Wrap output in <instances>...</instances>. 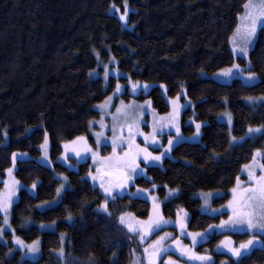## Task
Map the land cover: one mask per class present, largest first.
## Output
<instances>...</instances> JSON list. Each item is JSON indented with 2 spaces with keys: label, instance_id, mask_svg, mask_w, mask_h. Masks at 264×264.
I'll list each match as a JSON object with an SVG mask.
<instances>
[{
  "label": "trees",
  "instance_id": "obj_1",
  "mask_svg": "<svg viewBox=\"0 0 264 264\" xmlns=\"http://www.w3.org/2000/svg\"><path fill=\"white\" fill-rule=\"evenodd\" d=\"M247 2L0 0V171L10 168L16 152L31 156L18 161L16 177L25 186L37 183L36 194L20 191L11 223L26 242L42 240L41 257L31 261L18 250L10 253L12 244L0 239V264H132L142 253L137 236L119 217L131 212L146 218L150 203L125 195L109 202V214L100 212L104 197L85 178L89 163L74 170L59 162L63 143L86 135L90 122L99 118L95 105L107 98L114 80L107 88L91 72L102 70L112 57L129 79L156 84L149 97L161 113L168 112L169 105L158 85H165L171 97L185 89L195 105V120L204 124L200 142L175 146L164 168L147 167L146 177L137 178L133 189L153 191L163 201L165 218H175L181 208L188 211L190 230L202 231L220 221V216L202 212L198 195L224 192L210 205L222 206L255 152L264 154V102L248 103L264 97V25L249 53L259 82L219 83L202 72L214 74L235 63L230 40ZM126 4L131 8L129 28L111 13L114 6L123 9ZM239 62L246 64L241 58ZM192 116L186 110L184 123ZM259 126L260 134L232 142V136L242 138L250 127ZM184 130L194 132L191 125ZM46 136L53 169L36 160ZM56 174L64 175L70 188L56 206L39 209L56 198L61 184ZM170 189L179 193L169 197ZM41 224H56L57 231H41ZM60 233L67 234L65 260L53 253L61 247ZM234 236L246 240L248 235ZM222 237L213 235L200 247L213 252ZM215 256L224 264H264L262 248L235 259L224 253Z\"/></svg>",
  "mask_w": 264,
  "mask_h": 264
},
{
  "label": "rangeland",
  "instance_id": "obj_2",
  "mask_svg": "<svg viewBox=\"0 0 264 264\" xmlns=\"http://www.w3.org/2000/svg\"><path fill=\"white\" fill-rule=\"evenodd\" d=\"M250 2H257V0H248ZM245 4V5H246ZM126 7V8H125ZM123 9L114 6L111 13L116 14L121 20L124 27L129 28V13L131 8L126 4ZM127 9V10H126ZM246 9L238 17V25L243 24L241 17L245 15ZM124 19H121V17ZM237 25V26H238ZM264 22L258 24L257 32L253 37L254 42L247 44V52L241 53L240 48L245 46V42L240 37H234L232 35L230 40V47L235 57V63L240 65L239 69H232V73L226 75L225 73L218 71L214 74H208L202 72L204 77H209L216 82L229 84L234 79H240L246 85H254L259 82V76L251 71V64L249 62V53L255 44L258 31ZM237 30V27H236ZM236 30L234 32H236ZM233 39L239 47L234 48ZM246 61L245 65H241L239 59ZM102 70L96 69L91 72L92 77H100L104 80L105 85L109 88L112 80H114V87L107 98L95 105V109L99 112L100 116L97 120H94L90 124L89 132L86 135H82L83 139L78 140L77 138L71 142L63 143V153L59 158V162L64 164L70 169L77 170L79 165L84 162L89 163L90 170L85 178L91 183V185L98 189L100 194L104 197L101 204L106 203V209L101 208L100 205L97 210L103 213H110L109 202L115 198H120L125 195H129L133 198H140L147 200L151 205L150 215L146 218H139L134 213L127 212L119 217L120 223L133 235H136L138 241L142 245V253L134 256L132 264H148L147 257L144 250L148 248L150 251L153 242L157 241L160 237H165L163 243L168 245L166 252H162L160 257L156 259L155 264H166L171 258L176 264H224L223 261L218 262L215 254L224 253L230 257H242L249 255L253 249L262 248L264 249V232L260 230L248 229L246 225H234L229 223V218L233 216L232 208L229 207V202L234 199L232 189L238 187L237 183L229 191V199L220 207H211L213 199L220 198L224 192H215L210 194L201 193L198 198L202 200V212L210 216H220V221L213 223L207 229L202 231H193L189 229L190 214L184 209H179L175 218H165L163 215L162 204L157 195L151 190L140 189L135 186V180L139 177H146V168L149 166H158L164 168L165 160L172 158V151L175 146L183 142H200L202 135L203 123L198 122L194 118L195 105L194 102L188 97L185 89L180 95L171 97L168 95L167 87L163 84H159L162 95L165 97L169 111L166 113L159 112L153 105L149 93L156 86V84L146 82H136L129 79L118 67L117 60L112 57V60L105 65L100 66ZM232 67V66H231ZM228 67L226 69H229ZM225 69V70H226ZM107 72V75L105 74ZM248 73H254L255 76L250 78ZM133 84L136 85L133 88ZM119 85V90L117 86ZM264 102V97L248 99V103L251 105H257ZM120 109V111H118ZM186 110H190L193 113L192 117L187 119L184 123L183 117ZM230 130L232 129L233 121L232 118L227 119ZM197 124L200 125L197 130ZM103 125V126H102ZM129 125L132 126V132H129ZM184 125L192 126L194 132L187 134L184 130ZM115 129V130H113ZM179 129V131H177ZM252 129L253 131H249ZM246 135L242 138H235L232 136L233 143H239L244 141L246 138L253 137L262 132L263 127H250ZM97 133L101 135L97 136ZM123 137V140H121ZM147 137V140L145 139ZM172 143L169 144V140ZM133 142V154L135 153V145H138L141 149H147V152L151 154V157L160 156L159 160L149 158L144 159V153L141 152L135 158L137 169L133 170L130 167H122L124 175L131 177V179L123 183L119 187H115L120 179V170H118V164L120 158L124 157L125 152L129 150V142ZM155 141V142H153ZM115 142V143H114ZM85 148L88 151H85ZM40 156L36 159L42 165L50 168L53 167L51 160V144L49 137L46 136L44 143L40 148ZM15 154V155H14ZM12 157V165L4 172L0 171V196H7L8 193H12L8 199V207L5 211L0 208L2 215V222L0 224V239L1 241L9 245L12 244L10 253L18 250L21 252L22 258L26 260L36 261L41 257L42 254V240H36L38 251L35 253L29 252L28 245L32 244L19 238L12 227V207L20 198V191L26 188L31 195L36 194L37 183L31 186H25L17 177L16 170L18 167V161L30 159L31 156L28 153L16 152ZM255 161H252L247 165L255 163L257 166L253 169L255 175H261V169L259 164H264V154L262 150H257L254 154ZM248 169L243 167L242 172L239 176V180L243 183L239 186L240 188L249 187V176L247 174ZM111 175H116V180ZM56 177L61 181L59 191H57L56 198L53 201L47 202L39 206V209H47L56 206L62 199L65 191L70 188L67 178L64 175L56 174ZM237 181V180H236ZM103 184V187L101 186ZM111 187V192L106 193L104 188ZM179 192L169 191V197L177 195ZM207 201V202H206ZM157 212L163 217L166 223L160 224L158 228L144 234L142 238V232L144 229L141 227V222H148L149 217H156ZM227 215V216H225ZM5 217H7V224H5ZM178 220L183 223L184 227H180ZM225 224L221 226V222ZM129 224L133 225V229L128 227ZM41 231H57L56 224H41L39 225ZM166 233H170V236H165ZM189 233H199L196 237V242H193V238ZM223 235L221 242L215 247L214 251L211 252L208 248H201L200 246L206 242L209 237L213 235ZM247 234L246 240L238 239L234 235ZM14 237H18L19 243ZM61 247L54 250L53 253L65 260L66 257V244L67 234L60 233ZM252 239L253 244L249 245L247 249H241L240 255H233L231 249L239 248L240 245L248 240ZM174 241L179 242V248ZM181 249L188 250V254L181 255ZM195 254L198 256H207L208 260L190 259L189 255Z\"/></svg>",
  "mask_w": 264,
  "mask_h": 264
},
{
  "label": "snow or ice",
  "instance_id": "obj_3",
  "mask_svg": "<svg viewBox=\"0 0 264 264\" xmlns=\"http://www.w3.org/2000/svg\"><path fill=\"white\" fill-rule=\"evenodd\" d=\"M246 12L245 15L241 17V20L243 21V24L237 26L236 32H234V37H240L245 42V46L240 48L241 53L247 52V44L249 42H254L253 37L257 32L258 24L261 22H264V0H257V2H250L246 4L245 6ZM127 10V9H126ZM121 19H124L122 16ZM233 46L234 48L239 47V45L236 43L235 39H233ZM239 69L240 65L233 64L231 68L229 69H221V72L225 73L226 75L232 73V69ZM107 75V72L105 73ZM248 76L250 78L254 77V73H248ZM136 85L133 84V88H135ZM117 90H119V85L117 86ZM120 111V109H118ZM91 124V122H90ZM103 126V125H102ZM197 130H199L200 125L197 124ZM115 130V129H113ZM179 131V129H177ZM249 131H253L252 129H249ZM129 132H132V126L129 125ZM101 135L100 133H97V136ZM78 140L83 139L82 137H78ZM147 140V137H145ZM121 140H123V137H121ZM155 142V141H153ZM115 143V142H114ZM172 143V140H169V144ZM85 151H88L87 148H85ZM259 151V150H258ZM141 152L144 153V159L148 160L149 158L159 160L160 156L151 157V154L147 152V149H141L138 145H135V153L133 154V142H129V150L125 152L124 157L120 158L119 164H118V170H120V179L118 183H116L115 187L121 186L123 183L128 182L131 177H128L124 175L122 171V167H130L133 170L137 169V165L135 163V158L138 156ZM15 155V154H14ZM253 160L255 161V156L253 157ZM257 165L253 163L252 165H245L244 167L248 169V176H249V187L247 188H240L239 186L243 183L239 180V177H237V186L232 189L234 199L229 202V207L232 208L233 216L229 218V223H232L234 225H246L248 229H254V230H260L261 232H264V164H259V168L261 169V175L257 176L255 175L253 169ZM103 187V184L101 185ZM59 191V189L57 190ZM104 191L106 193L111 192V187L104 188ZM146 191V190H145ZM170 193L174 192L175 190H169ZM12 193H8L7 196H0V208H3L5 211L8 207V199L11 197ZM207 202V201H206ZM101 208L106 209L107 204H101ZM121 220L123 221V215L121 216ZM166 223L164 221L163 217L159 215L157 212V215L155 218L152 216L149 217L148 222H141V227L144 229L142 232V238L144 234H146L149 231H152L155 228H158L160 224ZM178 223H180V227L183 228L184 225L182 222L178 220ZM5 224H7V217H5ZM225 224L224 221L221 222V226ZM128 227L130 229H133V225L129 224ZM211 227V226H210ZM170 233H166L165 236H170ZM189 235L192 236L193 242H196V237L199 236V233H189ZM19 243H22L19 241L18 237H14ZM165 237L158 238L157 241L153 242V245L151 246V251L146 248L144 250L145 255L148 260V264H155L156 259L160 257V254L162 252H166L168 249V245L163 243ZM253 240L250 239L247 242H244L240 245L239 248H232L231 251L233 255H240L241 249H247L249 245L253 244ZM174 243L177 244V247L179 248V242L174 241ZM29 252L35 253L38 251L37 242L33 241L32 244L28 245ZM188 254V250L181 249V255ZM190 259H198V260H208L209 257L207 256H198L195 254L189 255ZM166 264H176L175 261H172L171 258L166 262Z\"/></svg>",
  "mask_w": 264,
  "mask_h": 264
},
{
  "label": "water",
  "instance_id": "obj_4",
  "mask_svg": "<svg viewBox=\"0 0 264 264\" xmlns=\"http://www.w3.org/2000/svg\"><path fill=\"white\" fill-rule=\"evenodd\" d=\"M112 177H114L116 180L118 179V177L116 175H111Z\"/></svg>",
  "mask_w": 264,
  "mask_h": 264
}]
</instances>
